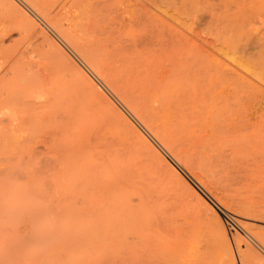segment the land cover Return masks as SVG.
<instances>
[{
  "label": "rangeland",
  "instance_id": "374dc122",
  "mask_svg": "<svg viewBox=\"0 0 264 264\" xmlns=\"http://www.w3.org/2000/svg\"><path fill=\"white\" fill-rule=\"evenodd\" d=\"M258 244L264 0H0V264H261Z\"/></svg>",
  "mask_w": 264,
  "mask_h": 264
},
{
  "label": "bare ground",
  "instance_id": "6f19581e",
  "mask_svg": "<svg viewBox=\"0 0 264 264\" xmlns=\"http://www.w3.org/2000/svg\"><path fill=\"white\" fill-rule=\"evenodd\" d=\"M44 15H45V14H44ZM50 16H51V15H50ZM43 17H44V16H43ZM50 18H51V17H50ZM47 19H48V18H47ZM48 20H49V19H48ZM48 20H47V21H48ZM50 20H51V19H50ZM54 20H55V19H54ZM58 21H59V20H58ZM51 22L53 23V21H51ZM216 22H217V21H216ZM49 24H50V23H49ZM55 25H56V23H55ZM55 25L53 24L54 27H55ZM56 27H57V26H56ZM61 27H62V26H61ZM58 28H59V27H58ZM58 28H56V29H58ZM63 28H65V27H63ZM63 28H62L61 35L63 36V38H64L67 42L70 43V45H68V46H70V48H71V45H73L74 48L78 49L80 52H82V53H84L85 55H87L88 58H89V57H92V55H91V50H90V49H86V48L79 47V46H78L79 43H78V44L75 43V41H74V37H72V36L70 35V33L67 32V29H66V30H63ZM67 28H68V27H67ZM69 28H70V27H69ZM69 28H68V31H69ZM220 28H221V27H220ZM58 30H60V29H58ZM230 30H231V29H230ZM59 32H60V31H59ZM74 36H75V35H74ZM76 36H77V35H76ZM76 36H75V39H76ZM173 39H174V38H173ZM177 39H178V38H177ZM238 40H239V39H238ZM45 41H46V38H45ZM132 41H133V40H132ZM175 41H176V40H175ZM230 41H231V40H230ZM47 42H48V41H47ZM178 42H179V41H178ZM51 43H52V42H51ZM46 44H47V43H46ZM66 44H67V43H66ZM48 45H49V43H48ZM83 45H84V44H83ZM188 45H189V44H188ZM73 46H72V47H73ZM88 46H89V45H88ZM234 46H235V45H234ZM89 47H90V46H89ZM89 47H88V48H89ZM172 49H173V48H172ZM74 50H75V49H74ZM78 50H77V51H78ZM94 50H95V49H94ZM77 51H76V52H77ZM79 51H78V52H79ZM172 51H173V50H172ZM239 51H240V50H239ZM76 52H75V53H76ZM80 52H79V53H80ZM189 52H190V51H189ZM240 52H242V51H240ZM240 52H239V53H240ZM92 53H93V52H92ZM55 55H56V54H55ZM80 55H82V54L80 53ZM85 55H83V56H85ZM92 59L94 60L93 57H92ZM56 60L58 61L59 58L56 59ZM56 60H55V61H56ZM61 60H62V59H61ZM171 60H172V59H171ZM85 61H86V60H85ZM165 61H166V60H164V62H165ZM167 61H168V60H167ZM59 62H60V61H59ZM168 62H169V61H168ZM168 62H167L166 64H168ZM170 62H171V61H170ZM175 62H176V61H175ZM29 63H30V62H29ZM161 63H162V62H161ZM196 64H197V63H196ZM37 65H38V64H37ZM149 65H150V64H149ZM39 66H40V65H39ZM60 66H61V65H60ZM104 66H105V65H104ZM153 66H154V65H153ZM156 66H157V65H156ZM156 66H154V67H156ZM158 66H159V65H158ZM165 66L167 67V65H164V67H165ZM181 66H182V65H181ZM192 66H193V65H192ZM196 66H197V65H196ZM170 67H171V64H170ZM198 67H199V66H198ZM103 68H104V67H103ZM158 68H160V67H158ZM168 68H169V67H168ZM190 68H191V66H190ZM190 68H189L188 70H190ZM193 68H194V67H193ZM195 68H197V67H195ZM12 69H13V68H12ZM160 69H161V68H160ZM160 69H159V70H160ZM172 69H174V68L172 67ZM16 70H18V69H16ZM101 70H102V69H101ZM161 70H162V69H161ZM164 70H165V68H164ZM169 70H170V69H169ZM186 70H187V69H186ZM97 71H99V68H98ZM150 71H151V69H150ZM153 71H154V70H153ZM166 71H167V68H166ZM191 71H192V70H191ZM10 72L13 73V71H9V70H8L7 75H10V74H8V73H10ZM162 72H164V71H162ZM162 72H161V73H162ZM187 72H188V71H187ZM196 72H197V71H196ZM199 72H200V71H199ZM12 73H11V74H12ZM15 73H16V71H15ZM15 73H14V75H17V74H15ZM39 73H41V72H39ZM155 73H156V72H155ZM157 73H158V72H157ZM157 73H156V75H157ZM161 73H160V74H161ZM171 73H172V70H171ZM171 73H170V76L172 75ZM179 73H180V72H179ZM185 73H186V71H185ZM158 74H159V73H158ZM162 74H164V73H162ZM162 74H161V75H162ZM168 74H169V73H168ZM183 74H184V73H183ZM173 75H174V74H173ZM188 75H189V74H188ZM190 75H191V74H190ZM210 75H211V74H210ZM18 76H19V75H18ZM157 76H158V75H157ZM157 76H156V77H157ZM177 76H178V75H177ZM256 76H257V75H256ZM12 77H13V75H12ZM34 77H35V76H34ZM159 77H161V76H159ZM164 77H165V76H164ZM184 77H185V76H184ZM189 77H190V76H189ZM192 77H193V76H192ZM207 77H208V75H207ZM32 78H33V76H32ZM162 78H163V77H162ZM162 78H161V80H163ZM169 78H170V77H169ZM193 78H194V77H193ZM196 78H197V75H196ZM30 79H31V78H30ZM30 79H29V80H30ZM33 79H36V77L33 78ZM110 79H111V78H110ZM178 79H179V78H178ZM206 79H207V78H206ZM208 79H210V76H209ZM12 80H13V79H12ZM15 80H16V79H15ZM31 80H32V79H31ZM179 80H180V79H179ZM185 80H186V79H185ZM194 80H196V79H194ZM32 81H33V85H34V82H35V81H34V80H32ZM40 81H41V80H40ZM49 81H50V80H49ZM175 81H177V80H175ZM204 81H205V80H204ZM29 82H30V81H29ZM107 82H108V81H107ZM192 82L194 83V81H192ZM198 82H199V81H198ZM213 82H214V81H213ZM30 83H32V82H30ZM187 83H188V82H187ZM42 84H43V83H42ZM42 84L40 85V89H42V90H41V91L43 92L42 97H43L44 99H47V100H49V101H51V102H53V103L56 102V101H58V100H60V96H61V94L59 95L60 92H58V89H56V88L50 86L51 83L48 84L49 86H46V84H45V85H42ZM163 84H164V83H163ZM167 84H169V83H167ZM174 84H175V83H173V85H174ZM199 84H200V83H199ZM203 84H204V83H203ZM207 84H208V83H207ZM222 84H223V83H222ZM175 85H176V84H175ZM175 85H174V86H175ZM180 85H181V83H180ZM205 85H206V84H205ZM220 85H221V83H220ZM223 85H224V84H223ZM161 86H162V84H161ZM165 86H166V85H165ZM174 86H172V87H174ZM192 86H193V84H192ZM194 86H195V85H194ZM199 86H200V85H199ZM38 87H39V86H38ZM90 87H94V86H91V85H90ZM172 87H171V88H172ZM181 87H182V86H181ZM202 87H203V86L201 85L200 88H202ZM204 87H205V86H204ZM213 87H214V86H213ZM119 88H120V87H119ZM191 89H192V88H191ZM220 89H221V88H220ZM162 90H163V89H162ZM171 90H172V89H171ZM200 90H201V89H200ZM210 90H212V89H210ZM210 90H209V91H210ZM216 90H217V89H216ZM163 91H164V90H163ZM168 91H169V89H168ZM202 91H204V89H203ZM220 91H221V90H220ZM220 91H219V93L221 94ZM39 92H40V91H39ZM42 92H41V93H42ZM175 92H176V91H175ZM181 92H182V91H181ZM164 93H166V92H164ZM168 93H169V92H168ZM210 93H211V92H210ZM217 93H218V92H217ZM224 93H225V92H224ZM14 94H15V93H14ZM36 94H37V93H36ZM201 94H202V93H201ZM226 94H228V93L226 92ZM204 95H205V94H204ZM4 96H5V95H4ZM40 96H41V95H40ZM63 96H64V95H63ZM131 96H132V94H131ZM196 96H197V95H196ZM205 96H206V95H205ZM205 96H204V97H205ZM207 96H208V95H207ZM207 96H206V97H207ZM217 96H218V95H217ZM219 96H221V95H219ZM122 97H123V96H122ZM127 97H128V96H127ZM127 97H126L125 99H127ZM129 97H130V95H129ZM204 97H203V98H204ZM208 97H209V96H208ZM226 97H227V96H226ZM31 98H32V97H31ZM61 98H63V97H61ZM132 98H133V97H132ZM195 98H198V96L195 97ZM214 98H216V97H214ZM23 99H25V98H23ZM41 99H42V98H41ZM205 99H206V98H205ZM29 100H31V99H29ZM65 100H67V99H65ZM194 100H196V99H194ZM203 101H205V100H203ZM206 101H207V100H206ZM206 101H205V102H206ZM14 102H16V101H14ZM24 102H26V101H24ZM24 102H23L22 105H24ZM62 102H63V101H62ZM16 103H17V102H16ZM21 103H22V102H21V99H20V103H18V104H21ZM42 103H43V102H42ZM134 103H135V101H134ZM27 104L30 105V103H27ZM33 104H34V103H33ZM48 104H49V102H48ZM132 104H133V103H132ZM205 104H207V103H205ZM37 105H38V104H37ZM40 105H41V104H40ZM40 105H38V106H40ZM26 106H27V105H26ZM32 106H33V105H32ZM34 106L36 107V105H34ZM34 106H33V107H34ZM38 106H37V107H38ZM42 106H43V105H42ZM64 106H65V105H64ZM131 106H132V105H131ZM133 106H135V105H133ZM226 106H227V105H226ZM27 107H28V106H27ZM138 107H139V106H138ZM30 108H31V107H30ZM201 108H202V107H201ZM199 109H200V108H199ZM134 110H135V109H134ZM203 110H204V109H203ZM203 110H202V111H203ZM238 111H239V110H238ZM199 113H200V111H199ZM229 113H230V112H229ZM142 114H143V113H142ZM200 114H201V113H200ZM221 119H222V118H221ZM227 119H228V118H227ZM242 119H243V118H242ZM151 121H152V120H151ZM214 121H215V120H214ZM225 121H226V119H225ZM225 121H224V122H225ZM228 121H229V120H228ZM230 121H231V120H230ZM240 121H241V120H240ZM244 121H245V120H244ZM222 123H223V122H222ZM226 123H227V121H226ZM229 123H230V122H229ZM242 123H243V122H242ZM244 123H245V122H244ZM244 123H243V125H244ZM224 124H225V123H224ZM224 124H223V125H224ZM236 124H237V123H235V125H236ZM229 125H230V124H229ZM241 125H242V124H241ZM245 125H247V124H245ZM245 125H244V126H245ZM224 126L226 127V126H228V125L226 124V125H224ZM237 126H238V127H237V128H234V129H237L238 131H240V128H239V127H240V123H239V125H237ZM247 126H248V125H247ZM231 127H232V126H231ZM235 127H236V126H235ZM158 128H159V127H158ZM226 128H227V127H226ZM228 128H229V126H228ZM229 129H230V128H229ZM229 129H228V130H229ZM154 130H155V129H154ZM231 130H233V129L231 128ZM234 131H235V130H234ZM234 131H232V132H234ZM229 132H230V131H229ZM155 133H156V132H155ZM162 134H163V133H162ZM162 134H161V135H162ZM157 136H158V135H157ZM140 138H141V137H140ZM163 138H164V137H163ZM141 140H142V138H141ZM171 141H172V140H171ZM166 142H167V141H166ZM171 143H172V142H171ZM176 144H177V143H176ZM172 145H173V144H172ZM170 147H172V146H170ZM251 239H252V238H251ZM253 240H254V239H253ZM259 241H260V240H259ZM241 243H242V242H241ZM260 243H261V242H260ZM258 245H259V244H258ZM259 246H262V245H259ZM239 247H240V245H239ZM262 247H263V246H262ZM263 248H264V247H263ZM240 249H241V248H240ZM241 250H242V249H241ZM241 250H240V251H241ZM260 250H261V249H260ZM242 251H243V250H242ZM261 251H262V250H261ZM241 253H242V252H241ZM241 253H240V256H241V258L244 256V257H243L244 260H245V257H246V256L249 257L248 255L250 254L249 252H247L248 255H247V254L242 255ZM253 253H254V252H253ZM253 255H254V254H253ZM237 256H238V255H237ZM251 256H252V254H251ZM261 257H262V256H261ZM261 257H260V259H261ZM263 257H264V256H263ZM235 259H236V258H235ZM246 259H248V258H246ZM239 260H241V259H239ZM239 260H238V262H239ZM251 260H252V257H251ZM251 260H250V261H251ZM252 261H253V260H252ZM261 261H262V259H261ZM263 261H264V260H263ZM263 261H262V262H263ZM262 262H261V264H262ZM240 263H241V261H240ZM247 263L249 264V263H251V262H247ZM188 264H189V263H188ZM241 264H242V263H241ZM244 264H246V263H244ZM253 264H254V262H253Z\"/></svg>",
  "mask_w": 264,
  "mask_h": 264
}]
</instances>
